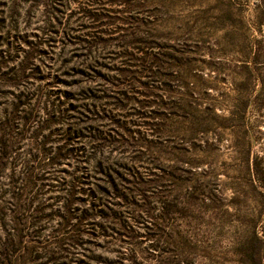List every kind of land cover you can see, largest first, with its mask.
<instances>
[{
  "label": "rangeland",
  "instance_id": "374dc122",
  "mask_svg": "<svg viewBox=\"0 0 264 264\" xmlns=\"http://www.w3.org/2000/svg\"><path fill=\"white\" fill-rule=\"evenodd\" d=\"M0 264H264V0H0Z\"/></svg>",
  "mask_w": 264,
  "mask_h": 264
}]
</instances>
